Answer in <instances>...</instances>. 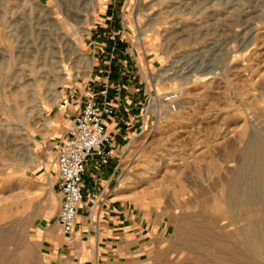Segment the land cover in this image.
<instances>
[{
	"label": "rangeland",
	"instance_id": "374dc122",
	"mask_svg": "<svg viewBox=\"0 0 264 264\" xmlns=\"http://www.w3.org/2000/svg\"><path fill=\"white\" fill-rule=\"evenodd\" d=\"M125 49L147 95L117 163L136 239L124 262H260L226 195L255 136L264 142V0H0V264L58 263L56 151L71 123L59 131L56 116L103 51L112 61ZM251 170L244 186L260 180ZM183 221L222 246L184 249Z\"/></svg>",
	"mask_w": 264,
	"mask_h": 264
},
{
	"label": "crops",
	"instance_id": "0c3cea01",
	"mask_svg": "<svg viewBox=\"0 0 264 264\" xmlns=\"http://www.w3.org/2000/svg\"><path fill=\"white\" fill-rule=\"evenodd\" d=\"M106 10L104 9L105 12ZM109 23L107 20L98 23L97 28L100 29V35L104 33L103 30L108 27ZM121 41L123 42L122 39ZM96 44L99 43L95 42L94 45ZM121 46L119 43V47ZM102 54H104V51ZM102 54L100 55L102 64H98L99 68H97L94 79H90L84 85V88H75L73 93L69 95L71 99L65 103V107L56 116V122L60 125L59 131H62L64 127L66 128L67 123L64 121L69 120L72 123L85 99L90 96L97 100L100 107L108 105L115 110V116L108 126V133L113 138L114 146L112 163L107 167H101L97 164L90 165L84 177L83 188L86 200L94 192H102L103 188L113 190V194L110 200L99 206L93 219L89 217V214L84 217L86 207L81 209L82 213L80 211L78 222L71 237L63 236L61 230L59 235L62 238H59V235L54 232L52 233V246L49 248V256L52 261L58 262L52 264H134L124 262V259L128 257L127 253L131 252L130 246L136 242V239H134L135 231L130 219V201L124 199L122 195H116V188L114 187L117 182L118 171L116 168L120 153L119 149L124 144L131 130L130 128L140 122L139 118L142 115L138 114V110L142 103L141 100L147 94L143 87L138 88L139 84L133 82V80L135 81V70L132 65L134 58L130 55L128 49H125L122 55L118 52L117 56L119 58L117 57L112 61L108 59L107 55ZM120 64L125 69L122 70L123 72L120 70V68L123 69ZM65 108H68L70 112H75V114H72V117L69 116L66 114L67 112L63 111ZM68 131L60 136V138L62 137L60 142L67 138ZM116 197L119 199L114 200Z\"/></svg>",
	"mask_w": 264,
	"mask_h": 264
},
{
	"label": "built area",
	"instance_id": "2783aa9c",
	"mask_svg": "<svg viewBox=\"0 0 264 264\" xmlns=\"http://www.w3.org/2000/svg\"><path fill=\"white\" fill-rule=\"evenodd\" d=\"M176 110V105H171ZM115 116V110L108 105L99 106L93 97H87L74 116L66 139L56 151L58 188L61 203L55 214L56 224L65 237H71L83 207L88 209L92 219L99 206L112 198L113 190L103 188L85 199L84 177L92 164L107 167L114 158L113 138L108 126ZM119 165L116 170L118 171Z\"/></svg>",
	"mask_w": 264,
	"mask_h": 264
},
{
	"label": "bare ground",
	"instance_id": "6f19581e",
	"mask_svg": "<svg viewBox=\"0 0 264 264\" xmlns=\"http://www.w3.org/2000/svg\"><path fill=\"white\" fill-rule=\"evenodd\" d=\"M70 44L71 43L69 42V45ZM79 50L80 49L77 48V52H80ZM27 80H29V78ZM254 141H255V144L251 147V150L249 149L250 152L244 153L243 161L240 165V171H241L240 175L235 177L228 186L226 201L228 205L230 206V208L232 210L234 209L238 211L240 215L245 218V219L243 218V220L246 221V224L243 227H240L238 229V232L240 233V236H241V239L239 240V242L244 245L248 244L251 248L250 249L251 253L255 257L262 259L260 262H257L255 264H264V167H263L264 159H262L261 157L262 150H264V142H262L260 135L259 136L256 135L254 138ZM255 156H258V159L260 161L255 160ZM256 165H258V167H255ZM252 168H256L260 171L261 173L260 180H256L252 178L251 180H249V184L247 186H244L243 185V179H244L243 174L244 175L245 173L249 174V171ZM250 176L251 175H249V177ZM116 199L118 198L117 197L114 198V200ZM210 233L211 232H210V229H208V227H203V226L192 224L188 221H183L182 224L180 225V234L178 233L179 236L177 235V238L179 237L180 241L182 242L181 243L182 247L186 250L195 249L196 251L197 250L205 251L208 248L222 246V245H219L220 243ZM261 233L263 236H261ZM213 255H214V252H213ZM219 255L221 256L222 254H219ZM18 256H21V255H18ZM220 256L218 258H220ZM214 258L216 259L217 256H213V260L216 262L215 264H233V261L232 263H230L229 261L226 262L225 260H220L221 258L219 260L218 259L215 260ZM239 258L241 260L240 256ZM203 264H206V263H203Z\"/></svg>",
	"mask_w": 264,
	"mask_h": 264
}]
</instances>
